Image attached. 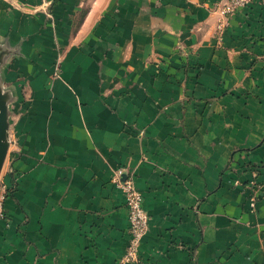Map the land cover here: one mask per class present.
<instances>
[{
    "label": "crops",
    "instance_id": "crops-1",
    "mask_svg": "<svg viewBox=\"0 0 264 264\" xmlns=\"http://www.w3.org/2000/svg\"><path fill=\"white\" fill-rule=\"evenodd\" d=\"M221 1L0 0V264H122L119 169L137 264H264V0Z\"/></svg>",
    "mask_w": 264,
    "mask_h": 264
},
{
    "label": "built area",
    "instance_id": "built-area-1",
    "mask_svg": "<svg viewBox=\"0 0 264 264\" xmlns=\"http://www.w3.org/2000/svg\"><path fill=\"white\" fill-rule=\"evenodd\" d=\"M257 0H222L216 5L214 11L221 15V22L218 25L217 32L223 35L226 28L230 24V18L239 10L254 4ZM116 185L123 192L129 216V234L130 242L122 264L139 263L140 248L144 237L147 235L150 226V217L144 208V199L137 188L134 177L124 169L117 171L114 179ZM255 187L260 190L261 186L254 183ZM261 197V196H260ZM264 199V195H262ZM4 200L2 196L0 200V221L5 218ZM251 207L253 210L257 208V197L251 199Z\"/></svg>",
    "mask_w": 264,
    "mask_h": 264
},
{
    "label": "water",
    "instance_id": "water-1",
    "mask_svg": "<svg viewBox=\"0 0 264 264\" xmlns=\"http://www.w3.org/2000/svg\"><path fill=\"white\" fill-rule=\"evenodd\" d=\"M7 98L0 91V177L8 153V144L6 142L8 122Z\"/></svg>",
    "mask_w": 264,
    "mask_h": 264
}]
</instances>
